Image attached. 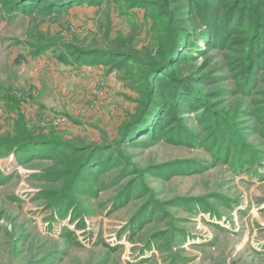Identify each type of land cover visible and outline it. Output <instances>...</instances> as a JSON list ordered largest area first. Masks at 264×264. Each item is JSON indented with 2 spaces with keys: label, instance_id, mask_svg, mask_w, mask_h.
<instances>
[{
  "label": "rangeland",
  "instance_id": "374dc122",
  "mask_svg": "<svg viewBox=\"0 0 264 264\" xmlns=\"http://www.w3.org/2000/svg\"><path fill=\"white\" fill-rule=\"evenodd\" d=\"M190 3L99 0L60 13L46 11L48 2L17 9L0 0L1 140L25 119L34 137L58 133L98 154L58 206L51 194L72 183L46 175L68 169L55 141L50 160L21 162L0 149V264H264V67L250 83L238 74L246 66L241 46L192 53L197 60L146 77L160 103V93L173 92L161 82L168 72L207 102L185 114L183 136L168 127L151 137L148 120L122 139L146 100V79L135 80L146 69L135 64L161 59L163 32L189 27ZM116 45L120 69L78 54ZM168 110L174 117L176 108ZM218 113L226 124L217 115L214 123Z\"/></svg>",
  "mask_w": 264,
  "mask_h": 264
},
{
  "label": "trees",
  "instance_id": "16d2710c",
  "mask_svg": "<svg viewBox=\"0 0 264 264\" xmlns=\"http://www.w3.org/2000/svg\"><path fill=\"white\" fill-rule=\"evenodd\" d=\"M46 2H48L46 11L52 12L58 9L60 13H62L68 12L78 5L99 3V0H7V5L12 7L14 4L17 9H28L30 7L31 9H40ZM190 2V14L193 10L194 17L189 18L186 23H188L191 28L188 27L184 29L183 32L179 31L177 36L171 35V37H169L166 32H163L162 41L160 43L162 47H160L162 49L161 59L159 61L150 60L149 62H141V64L137 62L135 65H142L143 68L146 69V76L133 79L137 80V82H142L145 81L146 77L149 75L151 77L153 75L158 76L159 74H164L168 70L171 71L172 67H176L188 61L197 60V58H193L192 53L204 56L208 52L216 51L220 46L221 49L225 47L234 49L233 46H241L243 50V58L241 59H244L246 66H241L242 70L238 74L243 75L248 83L254 81L253 74L257 75V71H262V67H264V16L259 13L261 2H257V0H190ZM132 7L136 8V4L132 5ZM246 22H248L247 27ZM197 24H199V26H197ZM165 44L167 46L166 49ZM202 44L204 46H201ZM51 47L54 48L57 47V45L53 44V42L52 44L47 43L43 47L37 48V51L43 52ZM115 47L118 49L114 48L111 52L79 51L78 54H87L90 58L95 57L93 58L94 61H99L112 68L118 67L120 69L123 66L122 63L116 65L113 61H116V59L121 61L125 56L120 52L121 47L119 45ZM131 55L132 56L127 55L126 59L140 61L137 59L136 55ZM102 58H104V60ZM235 69H238L236 64ZM126 74L133 73L127 72ZM133 75L136 76L135 72ZM149 79L148 81L146 79L144 84L146 100L143 104V109L139 112V115H137V118L131 124L130 128L124 130L122 139L133 131L138 130L139 127L141 129L142 126L146 125L148 120L151 125H148L149 128L147 133L151 135V137H162L164 132L171 131L168 127H174L176 135L183 136L186 131H189L188 126L185 125L187 119L185 114L188 112H195L200 108L206 109L207 102L203 103V101L198 102L192 99L194 94L190 92L189 86L186 84L184 86L181 85L180 82L175 79V76L171 72H168L166 74V80H162L161 82H163V86L172 85L173 92L168 96L159 92V96L163 97V101L161 100L160 103V100L157 99L158 94L155 93V81L150 82ZM150 91H154L153 94H151ZM167 97H170L171 100H166ZM171 107L176 108L174 117H172L171 114L166 115L168 114V109ZM211 115L214 116L213 113ZM216 115L218 118L220 116L219 119L222 118V120L219 121L220 125L228 122L227 118L218 113L215 114L216 121H214V123L218 120ZM164 116L168 118L161 122L160 119ZM211 125L213 124L211 123ZM33 128L34 127L27 125L25 119L24 122L21 119L18 122L15 121L11 131L7 133V136L3 140L0 138V149H5L8 152H15L18 160L21 162L24 159L31 161L34 158H46L50 160L51 155L47 152V149H54L55 144L53 141H55L57 146L56 155L59 157L60 161L64 163V167L68 169L67 171L49 170L46 175H53L57 181L66 176L72 183V186L68 190L62 191V193L57 192L51 194L52 197L54 195L56 204L60 206L62 201L66 199L67 194L71 193L74 188L77 187L79 180H84L85 171L91 167H89V163L91 160L97 159L98 154L90 149L84 141H80L79 146L60 141L62 139H60L61 136H59L58 133L51 135V138L46 137L44 134L39 135V137H34ZM231 134L232 133L229 135ZM53 136L55 137L49 142V139H52ZM58 141L61 142L59 143L60 145H57ZM84 147L87 149L86 151H89L87 157L84 161L83 159L85 156L77 160V154ZM95 148L97 149V147ZM145 209H148V205ZM142 212H144V209ZM139 215L134 218V221L141 222ZM148 248L150 249L149 246ZM31 264L41 263L31 262Z\"/></svg>",
  "mask_w": 264,
  "mask_h": 264
}]
</instances>
